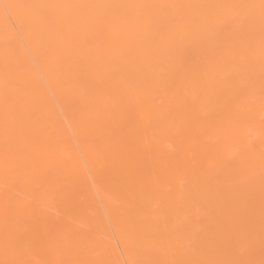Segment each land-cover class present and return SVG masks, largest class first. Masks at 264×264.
<instances>
[{
	"label": "bare ground",
	"instance_id": "bare-ground-1",
	"mask_svg": "<svg viewBox=\"0 0 264 264\" xmlns=\"http://www.w3.org/2000/svg\"><path fill=\"white\" fill-rule=\"evenodd\" d=\"M0 264H264V0H0Z\"/></svg>",
	"mask_w": 264,
	"mask_h": 264
}]
</instances>
